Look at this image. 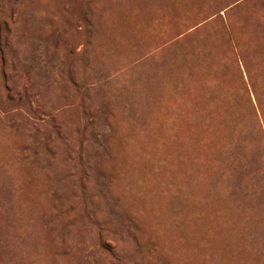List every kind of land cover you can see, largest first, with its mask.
I'll use <instances>...</instances> for the list:
<instances>
[{
	"label": "rangeland",
	"instance_id": "rangeland-1",
	"mask_svg": "<svg viewBox=\"0 0 264 264\" xmlns=\"http://www.w3.org/2000/svg\"><path fill=\"white\" fill-rule=\"evenodd\" d=\"M0 264H264V0H0Z\"/></svg>",
	"mask_w": 264,
	"mask_h": 264
}]
</instances>
